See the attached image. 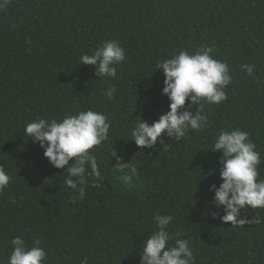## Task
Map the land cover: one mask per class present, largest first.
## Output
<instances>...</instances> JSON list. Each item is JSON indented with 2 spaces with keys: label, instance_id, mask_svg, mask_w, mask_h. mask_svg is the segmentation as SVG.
Returning <instances> with one entry per match:
<instances>
[{
  "label": "trees",
  "instance_id": "trees-1",
  "mask_svg": "<svg viewBox=\"0 0 264 264\" xmlns=\"http://www.w3.org/2000/svg\"><path fill=\"white\" fill-rule=\"evenodd\" d=\"M109 40L119 42L126 59L116 78L98 80L79 57ZM201 46L228 64V99L203 105V131L180 141L162 134L167 151L159 140L138 148L131 140L138 117L151 124L169 111L156 63ZM243 64L255 65L254 77ZM109 86L116 89L112 99ZM89 109L112 125L110 139L90 150L103 187L90 180L85 199L73 204L64 170L24 129ZM234 129L249 133L264 160V0H10L0 10V166L11 177L0 193V264H8L16 236L29 247L39 239L47 264H81L85 256L89 264H140L156 214L174 217L169 244L181 233L194 264H264V210H241L249 221L243 225L223 223L209 191L222 183V153L210 148L221 130ZM112 143L138 170L130 184L108 160Z\"/></svg>",
  "mask_w": 264,
  "mask_h": 264
},
{
  "label": "clouds",
  "instance_id": "clouds-1",
  "mask_svg": "<svg viewBox=\"0 0 264 264\" xmlns=\"http://www.w3.org/2000/svg\"><path fill=\"white\" fill-rule=\"evenodd\" d=\"M10 0H0V10L6 9ZM30 44L31 41H28ZM213 47L201 46L190 53L181 50L171 58L158 61L156 71L162 72L164 86L162 95L169 100V111L160 115L158 120L149 124L138 117L131 129V140L140 149H151L159 144L164 151L162 134L172 141H180L189 131H203L208 126L203 105H219L228 99L225 89L232 83L230 69L226 62L213 58ZM126 59L125 50L116 40L104 41L93 54H82L79 65L94 66L98 80L114 79L117 66ZM255 65L243 64L241 69L248 76L254 77ZM116 89L109 86L105 91L112 99ZM187 103V107H185ZM192 109H195L193 111ZM111 122L102 112L78 111L74 115H65L62 120L36 119L25 126V134L39 143L45 158L56 169L64 170V184L72 190L71 203L82 201L86 197L89 181L97 190L103 187L104 176L98 165L94 150L110 139ZM212 152L222 153L220 158L219 187L212 185L209 191L214 193L213 203L223 209V223L232 226L248 223V218H241V210H264V178H261L260 166L264 165L256 145L250 140L249 133L240 129L221 130L210 148ZM116 161L114 167L121 172V180L130 184L138 176V170L131 163H123V158L112 146L108 150V160ZM70 161H74L70 164ZM11 177L0 166V193L6 189ZM172 215L156 214L154 231L143 242L140 264H194L193 252L187 239L179 238L176 233L174 245L169 233ZM12 251L8 264H47L48 253L41 247L39 239L31 247L26 241L16 236L11 240ZM81 264H89L87 256Z\"/></svg>",
  "mask_w": 264,
  "mask_h": 264
}]
</instances>
